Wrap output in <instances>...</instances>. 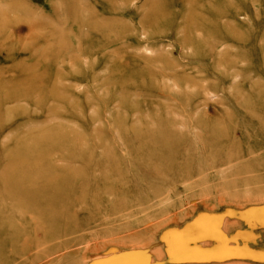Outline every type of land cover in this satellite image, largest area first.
<instances>
[{"label": "rangeland", "instance_id": "1", "mask_svg": "<svg viewBox=\"0 0 264 264\" xmlns=\"http://www.w3.org/2000/svg\"><path fill=\"white\" fill-rule=\"evenodd\" d=\"M0 264H264V0H0Z\"/></svg>", "mask_w": 264, "mask_h": 264}]
</instances>
